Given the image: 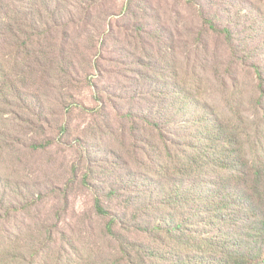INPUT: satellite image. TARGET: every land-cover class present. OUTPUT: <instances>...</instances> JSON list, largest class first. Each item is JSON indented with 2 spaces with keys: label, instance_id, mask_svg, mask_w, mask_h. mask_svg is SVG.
I'll list each match as a JSON object with an SVG mask.
<instances>
[{
  "label": "rangeland",
  "instance_id": "374dc122",
  "mask_svg": "<svg viewBox=\"0 0 264 264\" xmlns=\"http://www.w3.org/2000/svg\"><path fill=\"white\" fill-rule=\"evenodd\" d=\"M208 21L229 27L250 62L264 60V0H0V65L14 82L0 96V252L12 240L52 238L37 264L120 257L93 210L94 193L105 207L124 208V190H137L122 167L131 144L123 118L156 108L138 94L171 90L164 86L174 81L171 64L182 80L205 63L214 74L211 65L228 60ZM31 23L46 33L35 31L26 57L25 38L17 42L15 33ZM143 188L131 211L157 202L156 185Z\"/></svg>",
  "mask_w": 264,
  "mask_h": 264
},
{
  "label": "trees",
  "instance_id": "16d2710c",
  "mask_svg": "<svg viewBox=\"0 0 264 264\" xmlns=\"http://www.w3.org/2000/svg\"><path fill=\"white\" fill-rule=\"evenodd\" d=\"M207 24L223 37L228 60L214 62V74L205 63L200 73L194 68L182 80L171 64L174 81L164 84L171 90L135 98L154 102L153 112L138 117L128 112L123 118L131 144L122 167L137 190H124V208L105 207L94 193L93 210L106 223L105 237L119 248L120 257L111 264H264V60L250 62L229 27ZM31 25L15 33L17 42L25 38L26 57L35 31L46 33ZM244 70L247 78L240 76ZM9 76L0 65V96L14 84ZM143 128L151 130L149 138L137 137ZM144 184L156 185L157 202L131 211L134 198L146 193ZM125 233L143 234L149 242L131 243ZM51 240L36 239L30 246L9 241L0 264H37Z\"/></svg>",
  "mask_w": 264,
  "mask_h": 264
}]
</instances>
